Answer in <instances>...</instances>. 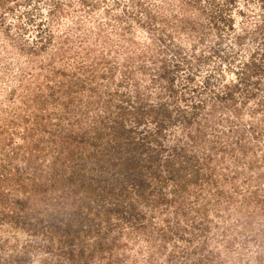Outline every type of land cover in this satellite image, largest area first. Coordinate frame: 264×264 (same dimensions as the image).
<instances>
[{
	"label": "rangeland",
	"instance_id": "374dc122",
	"mask_svg": "<svg viewBox=\"0 0 264 264\" xmlns=\"http://www.w3.org/2000/svg\"><path fill=\"white\" fill-rule=\"evenodd\" d=\"M263 50L264 0H0V128L9 116L6 110L11 111L13 116L21 119V123L15 126L17 142L25 147L33 145L30 135L24 141L20 138L29 132V127L35 128L34 122H25L27 108L30 107L28 104L35 96L33 84L37 78L43 79L52 74L57 84L62 83L64 90L75 89H71L70 94L77 103L83 102L82 110L77 111L73 107L68 116L61 103L50 101L42 107L40 113L45 115L41 123H46L47 127H36V134H33L35 138L40 137L37 144L40 159L34 161L30 157L22 160L20 153L14 159L17 164L29 162L41 167V164L44 167L51 164L52 155H56L61 148L60 140L63 139L60 133H76L77 130H73L75 127L70 128L67 121L78 116L84 117L82 132L101 123L102 119L111 125L112 122L115 124L112 120H116L120 132L130 133L147 147L156 151L159 149L163 159L182 144L177 142L173 145L169 138L176 133L181 134L183 125L176 121L166 127L163 134L155 135V125L146 114V108L158 104L159 98L154 93L157 89L155 81H166L170 77L174 84L183 86L180 91L199 98L203 94L216 100L222 105L217 116L235 120V123L227 121L221 124L214 116L221 125L216 127V131L211 129L209 131L212 132L206 133L210 141L216 138L217 144L227 143L229 146L236 143L229 142L230 137L234 140L238 135L234 124L237 127L240 125L239 128L245 132L256 121H264V104H261L264 99ZM182 54H185L184 57ZM41 63L45 66H40ZM103 70L107 73L104 77L100 75ZM230 81H236V86L231 89L233 99L214 98L218 92L228 90L225 83ZM82 85L84 87L78 89ZM14 86L12 98H9L10 88ZM246 93L250 96L245 98V106L241 100ZM70 94L63 95V99L71 97ZM162 99L171 109L172 118L174 114L178 120L183 118V112L177 111L185 107V100L172 102L165 96ZM110 100L112 108L106 105V101ZM224 104L227 109H224ZM139 105L145 115L138 123L135 115H140L138 110H141L134 107ZM238 106L239 113H235L234 108ZM187 109L189 112V107ZM202 109H199L201 113ZM182 122L185 123L184 119ZM121 126L126 130L123 131ZM239 137L241 148L248 137ZM258 140L261 146L256 151L264 155V133ZM1 153L2 149L0 158L3 157ZM146 153V150L143 151L140 158L143 159ZM254 153L251 152L250 158L256 156ZM259 159L264 162L262 156ZM0 162L4 160L0 159ZM38 170L40 168L35 169L34 166L29 168V175L24 178L25 187L32 188L34 181L31 177ZM5 176H15L14 166L11 165L9 174L0 168V178ZM121 178L129 187L132 186L130 177L129 180L125 176ZM11 182H2L0 187L5 193L0 197L6 195L9 202H13L15 196L23 197L25 191V187L12 186L14 182ZM154 184L151 180L150 186ZM257 185L259 196L253 198V194H248L252 198L249 204L246 194L244 198L235 194L237 202L228 203L229 209L202 214L210 219L209 233L215 231L219 234L217 238L215 234L209 236L210 247L225 248L226 237L236 235L233 251L238 250L236 255L239 256L234 258L235 264H264V177ZM51 187L47 193L52 192ZM240 204L242 211L238 210ZM166 206L164 202L157 208L146 209L142 221L146 218L155 221V225L152 222L147 231L136 230L128 221L112 228L115 234L121 233V229L130 230L132 234V237H127L125 233L117 237V242L122 243L118 247L120 264H187L183 262L182 250L193 248L199 242V232L194 229L191 216L179 211L176 213H181L180 225L174 224L173 220L169 224L161 220L170 213ZM3 207L8 209L7 206L1 209ZM235 207L240 216L235 214ZM209 209L212 210V207ZM42 214L46 215L44 211ZM10 225L11 222L0 223L3 236H6L4 233ZM214 241L220 244H213ZM175 243L180 247L172 250Z\"/></svg>",
	"mask_w": 264,
	"mask_h": 264
},
{
	"label": "trees",
	"instance_id": "16d2710c",
	"mask_svg": "<svg viewBox=\"0 0 264 264\" xmlns=\"http://www.w3.org/2000/svg\"><path fill=\"white\" fill-rule=\"evenodd\" d=\"M38 47L42 48L43 45ZM177 49L180 52L179 46ZM262 52L264 54V50ZM184 55L182 54L183 57ZM40 66L45 64L41 63ZM162 73L159 74V78ZM100 75L104 77L107 73L103 70ZM172 79L168 77L166 81H155L157 86L154 91L155 97L161 99H157V106L151 104L146 108V114L154 122L155 135L163 134L165 128L176 121L183 125L181 134L176 133V138L175 136L169 138L173 145L177 142L182 144L175 147L171 155L163 156V159L158 153L159 149L156 151L152 147H147L130 133L120 132L116 120H112L115 124L112 122L111 125L102 119L101 123L85 128V132L87 131L85 133L80 130L84 117L78 116L67 121L70 128L75 127L73 130H77L76 133L68 135L60 133L63 139L60 140L61 148L59 147L56 155H52L51 164L45 167L43 164L41 167L39 164H28L29 162L19 165L14 159L19 157L20 153L22 160H28L30 157L34 161L40 159L38 155L40 149L37 145L40 143V137L35 138L33 134H36V127H47L46 123H41L45 115L40 113L42 107L50 101L61 103L70 116L73 107L77 111L82 110L83 102L77 103L70 94V90L75 89L70 87L69 90L66 88L64 90L62 83L57 84L52 74H47L43 79L37 78L33 84L35 96L32 103L28 104L30 107L27 108L25 117V122L28 120L34 122L35 128L29 127V132L20 137L24 141L30 135L33 145L27 144L26 147L16 140L18 132L15 126L21 123V119L6 110L9 116H5V122L0 128V149L3 150L1 153L3 157L0 159L4 160L0 162V168L9 174L11 165L14 166L15 176L0 178V187L2 182L10 184L11 181V184L14 182L12 186L17 184L16 187H25L24 178L28 177L29 168L34 166L40 170L31 177L34 184L32 188L25 187L23 197L15 196L13 202L7 201L6 195L0 197V223L11 222L4 233L6 236H3L0 230V264H120L121 254L118 247L122 243L117 242V237L123 233L127 237L132 234L130 230L123 229L121 233L115 234L112 228L122 221H128L136 230L147 231L150 224L155 225V221L153 218L142 221V218L146 216L148 209L157 208L164 202L170 213L164 218L161 217V220L167 221L168 224L173 220L174 224L180 225V214L184 213L191 216V221L196 227L194 229H197L200 235L199 242L193 248L182 250L184 263L225 264L229 261L230 264H235L234 258L239 256L236 255L238 250L233 251V240L236 235L234 234L233 238L226 237L225 248L210 247L209 236L215 234L214 237L217 238L219 234L217 235L215 231L209 233L211 224L207 215L209 211L229 209L228 203L236 204L235 194H241L243 198L246 194L248 204L252 199L248 194H253V198L259 196L257 184L264 177V162L259 157L264 158V155L258 154L256 150L261 146L258 139L263 136L264 121H261L263 125L256 121L245 132L239 128L240 125L237 127L234 124V130L238 135L234 140L230 137L229 142L234 141L237 145L236 143L222 145L220 142L218 145L217 139L213 138L210 141L206 133L212 132L209 131L211 129L216 131V127L223 122L231 121L223 116H217L222 105L210 96L200 94L199 98L180 91L183 86L174 84ZM225 86L228 90L224 93L218 92L214 98L233 99L231 89L236 86V81L226 82ZM83 87L78 86V89ZM15 88V86L10 88L9 98H12ZM75 93L81 98L77 91ZM67 94L71 97L63 99V95ZM163 96L172 102L179 99L186 101L185 107L178 106L177 112L182 111L184 115L182 119L178 120L176 114L173 116L174 119L172 118L171 109L162 99ZM249 96L250 94L246 93L241 100L245 106L247 104L245 98ZM106 102L108 103L106 105L112 108L111 100ZM69 103L71 104L68 106ZM187 103L189 104L186 105ZM262 103L264 104V99L261 100ZM223 107L227 109V105L224 104ZM239 107L234 108L235 113ZM134 108L141 110H138L140 115H135L139 123L145 115L142 114L144 110L140 105ZM200 108H203L202 113L199 111ZM183 119L185 123L182 122ZM231 122L235 123V120ZM230 127L233 128L232 125ZM121 128L123 131L126 130L124 126ZM239 136L248 137L245 139L247 141L241 144V148ZM145 150L147 153L141 159L140 154ZM250 150L255 151L256 156L253 158H250ZM123 176L127 180L128 177L131 178V187L123 182L124 179L122 181ZM151 180L152 183L155 182L153 186H150ZM49 186H53L51 193H47ZM82 191H85V195L81 194ZM1 194L5 193L0 188ZM2 206H7L8 209L4 207L1 209ZM239 209L242 211L241 204ZM233 210L237 214V207ZM43 211L46 215L42 214ZM178 211L181 213H176ZM203 213L207 214L205 218L202 216ZM175 244L172 250L180 247L178 243ZM213 244L220 243L214 241ZM203 249L205 251L201 253Z\"/></svg>",
	"mask_w": 264,
	"mask_h": 264
}]
</instances>
